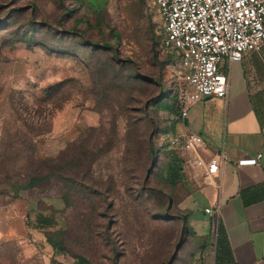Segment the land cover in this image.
<instances>
[{
	"label": "rangeland",
	"instance_id": "obj_1",
	"mask_svg": "<svg viewBox=\"0 0 264 264\" xmlns=\"http://www.w3.org/2000/svg\"><path fill=\"white\" fill-rule=\"evenodd\" d=\"M163 39L155 0H0V264H168L195 240Z\"/></svg>",
	"mask_w": 264,
	"mask_h": 264
},
{
	"label": "crops",
	"instance_id": "obj_2",
	"mask_svg": "<svg viewBox=\"0 0 264 264\" xmlns=\"http://www.w3.org/2000/svg\"><path fill=\"white\" fill-rule=\"evenodd\" d=\"M221 71L229 78L227 99L197 102L186 118L180 108L164 113L166 136L180 149L179 172L190 184L187 196L175 204L189 208L195 237L188 246L187 238L174 264H217L220 230L234 264H264V48L240 63L224 60ZM190 135H199L205 145L191 143ZM259 153V165H238ZM217 156L223 157L220 172L208 176L207 163Z\"/></svg>",
	"mask_w": 264,
	"mask_h": 264
},
{
	"label": "built area",
	"instance_id": "obj_3",
	"mask_svg": "<svg viewBox=\"0 0 264 264\" xmlns=\"http://www.w3.org/2000/svg\"><path fill=\"white\" fill-rule=\"evenodd\" d=\"M164 30L163 49L172 58L174 91L183 118L200 101L227 99L229 78L221 63H240L264 48V0H155ZM189 141L204 146L199 135ZM176 146L177 141H171ZM263 157L245 158L239 166H256ZM223 157L207 163L208 176L219 174ZM206 214L213 215L207 208Z\"/></svg>",
	"mask_w": 264,
	"mask_h": 264
},
{
	"label": "trees",
	"instance_id": "obj_4",
	"mask_svg": "<svg viewBox=\"0 0 264 264\" xmlns=\"http://www.w3.org/2000/svg\"><path fill=\"white\" fill-rule=\"evenodd\" d=\"M155 104L159 103V100H154ZM164 110H171L168 106H164ZM174 167L172 175H177L179 173V169L182 165V160L179 159V157L175 156L174 158ZM177 165V166H176ZM177 172V174H176ZM44 222H49L48 219H45ZM55 264V261H53ZM217 264H234V261L232 259L231 250L228 244V241L226 239V236L223 234V232L219 231L218 241H217Z\"/></svg>",
	"mask_w": 264,
	"mask_h": 264
},
{
	"label": "water",
	"instance_id": "obj_5",
	"mask_svg": "<svg viewBox=\"0 0 264 264\" xmlns=\"http://www.w3.org/2000/svg\"><path fill=\"white\" fill-rule=\"evenodd\" d=\"M154 166H155V164H153L152 167L150 168V170H149V172H148V176H147V178L150 177V175H151V173H152V171H153V169H154ZM181 247H182L181 245H179V246L177 247V249H176V251H175L173 257L171 258V260L169 261L168 264H173V263H174V261L176 260L177 255H178V252H179V250L181 249Z\"/></svg>",
	"mask_w": 264,
	"mask_h": 264
}]
</instances>
